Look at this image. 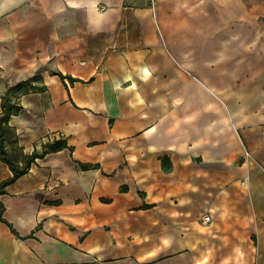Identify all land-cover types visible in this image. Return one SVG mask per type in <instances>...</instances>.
Listing matches in <instances>:
<instances>
[{
  "label": "crops",
  "instance_id": "crops-1",
  "mask_svg": "<svg viewBox=\"0 0 264 264\" xmlns=\"http://www.w3.org/2000/svg\"><path fill=\"white\" fill-rule=\"evenodd\" d=\"M3 5L18 72L45 85L11 97L17 144L68 143L0 195L39 264H264V68L250 107L212 111L148 0Z\"/></svg>",
  "mask_w": 264,
  "mask_h": 264
},
{
  "label": "rangeland",
  "instance_id": "rangeland-1",
  "mask_svg": "<svg viewBox=\"0 0 264 264\" xmlns=\"http://www.w3.org/2000/svg\"><path fill=\"white\" fill-rule=\"evenodd\" d=\"M2 3L5 9L11 6V0H0ZM155 8L163 17V32L170 36L164 42L168 48H189L193 71L185 73L187 78L199 82L203 73L210 76L212 111L221 107L232 112L235 105L245 102L250 107L253 93L259 92L250 77L264 68V0H158ZM1 26L0 111L2 97L35 92L42 79L41 69L34 74L18 72L12 41L1 34ZM28 80H33L35 87L26 86ZM16 134L14 128H7L5 145L23 168L27 154L17 144ZM0 264H39L24 242L1 221Z\"/></svg>",
  "mask_w": 264,
  "mask_h": 264
},
{
  "label": "trees",
  "instance_id": "trees-1",
  "mask_svg": "<svg viewBox=\"0 0 264 264\" xmlns=\"http://www.w3.org/2000/svg\"><path fill=\"white\" fill-rule=\"evenodd\" d=\"M58 74L62 78H64L63 74H61V73H58ZM71 79H72V81L75 80L73 78H71ZM40 85L41 86L38 87L37 91H44L45 85H43V84H40ZM26 86L35 87V84H33V80H28L26 82ZM11 97L10 96L9 97L8 96L2 97V102H1L2 111L0 113V160L9 166L10 170L12 171V176L7 178V179H4L0 183V195L6 193L4 189L8 185L14 183L21 176L28 173L31 165L34 162H36L37 158H43L46 155V153H48V152L58 151V150H61L65 147H68V143L65 139H57V140H54L53 142H47L44 144L42 152L34 151L32 154L25 155V165L23 168H20L17 165V163L14 161V159L12 158L10 152L7 150L6 145H5L6 129L12 128L9 125V120H10L12 115L17 114L21 109V105L17 104V102H15V101H13ZM4 208H5L4 204L0 200V221L2 223L6 224L10 228L12 233L19 236L18 231L14 228L13 224L3 217ZM19 237L24 239V237H21V236H19Z\"/></svg>",
  "mask_w": 264,
  "mask_h": 264
},
{
  "label": "built area",
  "instance_id": "built-area-1",
  "mask_svg": "<svg viewBox=\"0 0 264 264\" xmlns=\"http://www.w3.org/2000/svg\"><path fill=\"white\" fill-rule=\"evenodd\" d=\"M150 1V5L152 7H154L156 5V0H149ZM247 155H249V152H246ZM212 217L209 213L203 214L201 216V220L203 223H209L211 221Z\"/></svg>",
  "mask_w": 264,
  "mask_h": 264
}]
</instances>
